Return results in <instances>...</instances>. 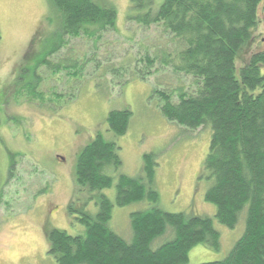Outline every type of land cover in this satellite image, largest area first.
Returning <instances> with one entry per match:
<instances>
[{
	"label": "rangeland",
	"instance_id": "rangeland-1",
	"mask_svg": "<svg viewBox=\"0 0 264 264\" xmlns=\"http://www.w3.org/2000/svg\"><path fill=\"white\" fill-rule=\"evenodd\" d=\"M92 1L113 7L117 14L115 32L101 34L96 42L62 36L61 16L48 0H0V264H53L47 253V231L82 234L78 216L69 215L67 206L76 201L78 212L84 209L96 215L87 193L78 192L74 171L81 150L97 134L120 148L122 168L113 175V187L101 193L112 204L117 176L138 179L143 156L149 154L157 164L153 186L161 210L214 217V206L204 200L210 181L202 171L210 130L190 131L168 122L151 93L159 87L167 93L179 86L190 88L192 80L161 72L146 82L125 83L124 73L108 72L117 67L107 64L124 55L138 59L142 48L171 49L170 37L129 22L135 17L129 0ZM154 2L157 9L162 0ZM254 49H264V7L259 10ZM45 58L49 66L36 70ZM68 59L77 61V67L64 72ZM157 82L161 86L154 87ZM124 109L130 110L131 119L127 133L117 138L108 132L106 117ZM147 208V203L113 206L109 229L130 243L129 216ZM214 222L219 250L196 246L189 252L188 264L221 261L244 230V215L232 230ZM171 238V231L166 232L152 248Z\"/></svg>",
	"mask_w": 264,
	"mask_h": 264
},
{
	"label": "trees",
	"instance_id": "trees-1",
	"mask_svg": "<svg viewBox=\"0 0 264 264\" xmlns=\"http://www.w3.org/2000/svg\"><path fill=\"white\" fill-rule=\"evenodd\" d=\"M48 1L61 16L62 36L96 42L101 34L115 32L117 14L111 6L92 0ZM154 1L129 0L135 17L127 20L168 35L172 48H142L138 59L124 55L107 64L117 67L108 72L124 73L125 83L146 82L161 72L192 80L190 88L179 86L167 93L159 87L151 93L156 94L168 122L190 131L210 130L202 171L210 181L204 200L214 206V217L161 210L153 186L157 164L149 154L143 156L142 177L117 176L112 204L101 193L113 187V175L122 168L120 148L97 134L81 150L74 171L78 192L87 193L96 215L86 212L84 204L78 212L76 201H71L67 212L78 216L83 232L69 236L60 230L47 231L48 256L55 264H188L189 252L196 246L219 250L214 221L232 230L244 215L242 235L224 259L203 264H264V49H254L264 0H162L157 9ZM46 58L36 70L49 66ZM76 62L66 60L63 71L74 70ZM130 119L129 109L109 112L108 132L124 136ZM134 203H147L148 208L130 214L132 240L127 243L108 223L113 206ZM168 231L171 240L153 249V243Z\"/></svg>",
	"mask_w": 264,
	"mask_h": 264
},
{
	"label": "flooded vegetation",
	"instance_id": "flooded-vegetation-1",
	"mask_svg": "<svg viewBox=\"0 0 264 264\" xmlns=\"http://www.w3.org/2000/svg\"><path fill=\"white\" fill-rule=\"evenodd\" d=\"M49 214L51 215V212H49ZM46 229H47V228H46ZM46 229H45V230H46ZM45 230H44V231H45ZM47 243H48V242H47ZM48 251H49V249L47 250V253H48ZM48 257L51 258L52 261H53V264H55V260H54L51 256H48Z\"/></svg>",
	"mask_w": 264,
	"mask_h": 264
}]
</instances>
